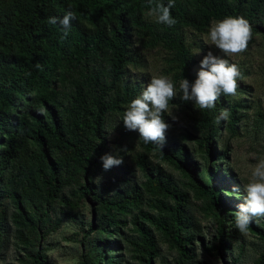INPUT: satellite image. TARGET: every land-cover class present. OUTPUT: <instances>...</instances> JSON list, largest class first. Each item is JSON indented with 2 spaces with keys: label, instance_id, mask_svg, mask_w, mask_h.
I'll list each match as a JSON object with an SVG mask.
<instances>
[{
  "label": "trees",
  "instance_id": "1",
  "mask_svg": "<svg viewBox=\"0 0 264 264\" xmlns=\"http://www.w3.org/2000/svg\"><path fill=\"white\" fill-rule=\"evenodd\" d=\"M155 2L167 5L169 0H0V206L9 200L13 207L10 215L0 214V249L9 220L27 250L23 264L49 263L43 240L63 219L54 220L53 212L75 218L72 211L82 202L96 206L98 220L84 230L81 264H126L124 239L141 264H154L160 253L156 231L177 252L175 264H194L199 230L188 211L190 193L172 187L170 174L151 156L180 169L202 197L203 210L217 224L216 240L206 249L224 256L229 248L238 205L229 201L235 185L222 170L229 145L218 149V141L223 130L230 138L241 136V121L251 108L248 86L239 80L243 73L236 97L221 95L215 108L200 110L193 101L175 97L170 101L181 105L193 123L189 128L164 114L182 142L166 140L162 148L145 144L138 131L125 127L122 116L146 87L148 52L164 50L162 72L174 85L184 78L194 82L200 70L194 49L202 43L189 33L201 35L213 21L243 16L252 30L249 46L257 33L264 36V0H175L171 27L149 15ZM67 11L76 19L62 39V26L48 19ZM222 109L229 118L217 123ZM262 124L263 116L257 125ZM186 140L205 153L201 170ZM131 151L132 163L145 177L142 184L129 179L136 177L133 164L103 168L104 154L125 159ZM145 188L156 193V199H148L157 214L144 209L135 214ZM130 215L131 236L123 228ZM248 229L264 239L256 222ZM253 264H264V249Z\"/></svg>",
  "mask_w": 264,
  "mask_h": 264
},
{
  "label": "rangeland",
  "instance_id": "2",
  "mask_svg": "<svg viewBox=\"0 0 264 264\" xmlns=\"http://www.w3.org/2000/svg\"><path fill=\"white\" fill-rule=\"evenodd\" d=\"M208 32L203 34H197L196 32L189 33L190 38H196L202 43L201 48H195V54L199 63L197 67L200 68V62L209 51H212L215 55L224 56L223 53L219 52L215 46H211L205 43V38ZM148 65L145 72H147L149 83L153 76H165L162 72L163 58L165 52L163 49L151 50L147 53ZM230 63H235L242 77L239 79L241 82L248 86V93L246 95L248 99V104H251V108L248 109L246 113V118L241 121V136L236 138H230L226 131L221 133V141H218V149H220L219 144L227 143L229 145L226 158L223 161L222 170L226 169L229 172V178L234 186V190L238 189L242 193H232L228 194L229 201L235 202L237 205L240 204L245 195L244 184H246L251 179V172L255 168L259 160L264 159V36L262 34H256L254 36V41L250 44L246 51L225 57ZM177 92H179V87L176 86ZM181 98L177 95L175 99ZM191 102V101H189ZM194 103V101H193ZM195 104V103H194ZM169 111L172 112V117L177 119L181 124L186 127L192 128V122L181 108V105L170 102ZM263 116V124L258 127V118ZM179 130L174 128H169L166 133V140L171 142L179 141L182 142L179 135ZM115 132L110 135L111 143H114ZM186 144L187 151L190 153L192 160L196 161L198 164V169L201 170V165H203L205 153L200 148L199 144L195 141H184ZM138 150V147H135ZM134 151V150H133ZM123 159V166L125 169L128 165H132L130 154ZM154 163L160 162L164 170L170 174V181L172 187H177L182 190H187L190 193V206L188 211L194 216L199 230V236L196 237L195 243L193 245L194 264H253L254 260L264 249V239L259 235L252 233L247 229L246 233H241L236 227L233 228V233L231 237V242L227 243L228 249H225L224 256H215L206 249L216 240L217 236V224L216 221L210 216H207L203 210V199L202 197H197L195 191L190 188L188 182L189 178L178 168L172 166L168 161L162 160L161 158L151 156ZM133 171H135L136 177L129 176L132 184H142L145 181V177L136 164H133ZM228 175V174H227ZM145 196L143 197L142 204L135 208V214H139L141 209L145 211H150L151 213L157 214L158 209L150 202L156 199V193H151L145 188ZM226 194V193H224ZM151 197V200L148 199ZM159 197V195H158ZM157 197V198H158ZM161 197V196H160ZM159 197V198H160ZM169 204L172 203V199H166ZM83 205L77 207L74 211L76 212L75 218H70L67 214H63L60 211L53 212L54 220L57 216H62V222L57 226L52 232H50L46 238L43 240V245L47 248L48 264H81L82 259V239L84 230L88 227L89 223H96L98 219V212L96 206L92 202H82ZM65 207H63L64 209ZM3 210L7 211V215L11 214L13 210L12 204L9 200L3 202L0 206V214ZM59 210V208H58ZM58 215H57V214ZM124 217V216H123ZM131 215L128 217V223L124 226V230H128L129 236L134 234L133 224L130 222ZM260 228L264 229V219L256 220L253 219ZM10 230H3V238L6 243L0 249V264H23L22 259L26 257L27 250L25 246L21 243V240L16 236V226L11 225V222L7 220L5 227H10ZM159 239L160 253L154 259V264H175V258L177 252L169 247V243L164 241L161 234L156 231ZM125 248V258L127 262L131 264H141L137 257L134 258L133 254H136L132 249V245L129 244L125 239L123 240Z\"/></svg>",
  "mask_w": 264,
  "mask_h": 264
},
{
  "label": "clouds",
  "instance_id": "3",
  "mask_svg": "<svg viewBox=\"0 0 264 264\" xmlns=\"http://www.w3.org/2000/svg\"><path fill=\"white\" fill-rule=\"evenodd\" d=\"M174 5L175 0H169L167 5L155 2L149 15L154 14L158 23L171 27L176 23L171 14ZM74 19L75 13L67 11L62 17H50L48 23L60 24L63 29L61 38L66 39ZM250 39L251 26L243 16H226L222 20L213 21L205 43L215 46L224 56L215 55L212 51L204 55L197 79L194 82L182 79L178 86L179 92L170 78L153 76L142 93L126 106L122 116L125 127L130 131H138L139 140L145 144L152 143L162 148L170 128L164 114L172 115L169 102L174 97L180 95L184 101H194L200 110L215 108L221 95L236 97L237 78L241 73L238 66L225 57L246 51ZM35 67L39 69L41 65L37 63ZM228 118V110L222 109L217 123ZM101 161L105 170L123 163L122 158L108 153L101 156ZM244 192L243 200L234 212L235 227L241 233L247 232L253 219H264V159L259 160L252 170L251 179L244 184Z\"/></svg>",
  "mask_w": 264,
  "mask_h": 264
}]
</instances>
